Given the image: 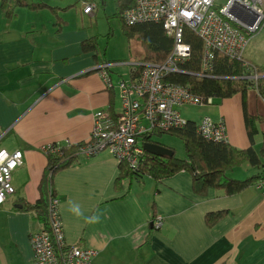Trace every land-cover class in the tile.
I'll return each instance as SVG.
<instances>
[{
  "label": "crops",
  "instance_id": "crops-1",
  "mask_svg": "<svg viewBox=\"0 0 264 264\" xmlns=\"http://www.w3.org/2000/svg\"><path fill=\"white\" fill-rule=\"evenodd\" d=\"M31 1L45 6L36 10L19 5L8 13L0 0V150L20 149L24 154V164L14 175L16 193L0 205V264H30L33 259L30 238L41 224L13 207L19 197L31 202L38 198L46 166L39 147L52 141H86L94 113L110 106L96 56L125 61L109 58L100 46L95 54L84 53L81 42L101 32L78 21L71 24L68 18L57 31L58 10L65 7L54 0ZM80 1L77 6L83 14L98 16L99 0H92L98 7L93 14L85 13ZM61 16L65 18V12ZM125 66L110 69L112 83L115 77L116 82L129 81L124 74L127 71L131 78L135 71ZM222 100L217 106L223 108L230 144L244 150L251 145L245 113L264 118V101L249 87L245 96L237 92ZM116 101L114 114H119L117 92ZM260 127L264 133V122ZM153 140L172 145L157 135ZM247 167L259 166L243 162L233 168L234 176L244 180L264 175L261 169L247 176ZM120 176V162L102 151L81 158L55 177L66 241L99 250L91 264H264V195L256 187L258 180L237 194L210 188L208 194L198 195L192 176L183 170L160 181L147 175L122 176L121 188ZM74 206H79V215L71 211ZM219 210L230 213L208 227L206 214ZM158 215L164 217L160 227L154 224Z\"/></svg>",
  "mask_w": 264,
  "mask_h": 264
},
{
  "label": "built area",
  "instance_id": "built-area-1",
  "mask_svg": "<svg viewBox=\"0 0 264 264\" xmlns=\"http://www.w3.org/2000/svg\"><path fill=\"white\" fill-rule=\"evenodd\" d=\"M162 2H169V0H136L135 6L126 9L124 16L129 25L147 21L161 23L167 34L174 36L175 43L169 55L170 64L153 65L160 68H150L140 76H138V69L142 72L143 67L137 64L129 65L135 71L134 74L126 83L120 80L116 85L120 88L121 112L114 116L107 107L94 113L90 136L80 147L82 158L89 159L102 151H108L120 163L125 162L130 169L137 170L144 157V149L138 147L134 138L126 139L128 135L137 133L149 135L152 132L185 128L190 119L183 116L181 111L183 104L217 106L214 103V96L202 99L183 85L173 87L163 84L164 69L168 73L183 71L180 65L189 59L191 46L180 38L184 36L185 26L193 27L203 41V59L208 69L212 67L217 52L226 53L231 57L242 55L247 41L242 30L253 33L264 26V0H228L222 8L217 5L216 0H182L181 13L172 5L157 7ZM82 4L87 14H93L98 8L94 1H82ZM200 5L207 9L208 13L195 19L194 7ZM252 11L255 15L250 18L248 13ZM258 15H261V19L255 22L254 17ZM184 17L191 19L192 25L187 24L188 21L182 19ZM124 64L127 63L104 61L98 64L99 73L106 87L115 88L110 80V69ZM246 65L248 66L247 63ZM248 71L246 78L253 84H249V87L264 101V84L260 82L264 79V75L259 74L252 67H249ZM164 88H169L175 94H167ZM133 101H138L139 104L132 105ZM142 114L145 123L138 125ZM198 123L196 130L202 137L229 144V133L224 117L214 119L207 115ZM140 141L141 139L139 143ZM23 164L22 150L16 149L12 152L0 150V205L15 193L14 175ZM256 187L264 195V175L257 181ZM59 205L58 196L52 197L48 205L49 220L57 243L55 246H58L59 250L56 251L49 233L44 231L34 233L30 238L33 250V259L30 264H91L99 254V250L67 243ZM163 220L164 217L158 215L154 219L155 226L160 227Z\"/></svg>",
  "mask_w": 264,
  "mask_h": 264
},
{
  "label": "trees",
  "instance_id": "trees-1",
  "mask_svg": "<svg viewBox=\"0 0 264 264\" xmlns=\"http://www.w3.org/2000/svg\"><path fill=\"white\" fill-rule=\"evenodd\" d=\"M115 3L114 15L119 20L122 29L124 28L126 35L135 36L139 34L146 47L151 50V52L158 55L153 56L155 59H147L152 62H163L168 57L175 43V40L166 34L163 25L150 21L129 25L125 20V10L134 7L136 0H115ZM2 4V6L8 10V13H10L9 10L11 8L15 9L19 5L30 6L36 10H40L45 6V3L42 1L33 2L31 0H3ZM105 4V0H100L98 3L102 9H104ZM73 5H78V3ZM53 9L57 14L55 7ZM58 16L59 19H56L55 23L60 26L57 31H61L62 27L60 22H64L65 18L59 14ZM111 29L112 26L110 25L107 36H111ZM259 30L253 33L247 32L246 30H242V32H244L246 39L249 40L256 35ZM99 36L100 34H96L83 40L81 42L82 51L84 53H97L99 51ZM184 37V40L192 47V57L184 64L180 65L183 72L172 73L169 80L187 87L193 94L202 99H207L208 96H214L215 99H223L237 92H242L245 96L249 84L252 83L248 80L245 82L238 81V79L243 75L245 69H247L246 74L249 73V67L255 68L259 74L264 75V67H260L246 59L245 48L242 55L239 57H231L226 53L217 52L212 67L204 71L202 65L203 42L201 38L187 26H185L184 29ZM96 58L98 64L104 62V59H98L97 56ZM200 73H204V75L200 76ZM260 82L264 84V79L260 80ZM107 89H109L110 93V106H108V110L112 115H115L114 113L116 111L114 110V106L116 104V90H114V87ZM256 121L263 123L264 118L258 115L251 116L247 112L245 113V128L251 137V145L244 150L235 149L230 143L224 144L205 139L196 130L199 123L191 120H189L188 125L183 129L152 132L149 136H145V141L154 142L153 136L165 133H175L181 136L185 142L184 157L178 158L175 153L172 156L162 157L147 153L146 158L143 157L142 159L141 168L139 166L137 170H132L125 162H121V175L123 177H127L130 174L138 176L147 175L160 181L170 178L183 170L187 171L192 176V187L194 192L198 195L208 194L210 188L223 189L229 195L237 194L257 181L261 173L241 180L230 178L225 175L224 173H226L225 171L228 170V168L231 169L235 166H241L243 162L247 161L253 166L261 167L264 171V147L262 149V154H260L253 146V136L258 130ZM158 142L173 150L171 148L172 146L165 145L160 141ZM83 144V141L70 142L68 140H61L41 145L39 149L46 158V166L38 184V198L33 202L28 201L24 197H19L14 201V210L30 213L33 219L40 222L41 231L51 235L56 251L59 250V247L55 246L57 243L49 220L48 211L49 201L52 197L58 196L55 187V177L59 172L80 162L82 158V156H80V147ZM239 159H241V161L236 162V160ZM122 176L118 179L119 188H121L122 185L120 182ZM15 193H13V195ZM229 213L230 210L209 212L205 216V223L208 227H213Z\"/></svg>",
  "mask_w": 264,
  "mask_h": 264
},
{
  "label": "rangeland",
  "instance_id": "rangeland-1",
  "mask_svg": "<svg viewBox=\"0 0 264 264\" xmlns=\"http://www.w3.org/2000/svg\"><path fill=\"white\" fill-rule=\"evenodd\" d=\"M105 1H106V4L104 5V9L100 8V10L98 12V16L96 15V17H93V18H90L88 15L83 14L77 5H73L75 3H79V0H62V1H60V0L55 1L54 0L52 2L54 4H59L56 6H60V7L64 6L65 7V11H64V9L58 10L59 15L61 16L62 13L65 12V19L68 18L70 20L71 24H73L74 21H78L81 24V26L91 28V30L95 33L101 32V35L99 36L100 52L103 53L104 49L106 48L109 58L123 59L125 61H128L127 64H124V65H126L124 67L126 70H128L129 65L137 64L139 67L140 66L143 67L142 72H140V70L138 72V76H140V75L145 74L147 72V70L150 68H160V67H155L153 65H165L166 63L170 64L171 60L169 58V55H170L172 50L169 52L168 57L163 62H152L151 60H149V59H155V58H153V56H158V55L151 52V50H149L146 47V45L143 43V40L139 34L135 35V36L126 35V33L124 32V28L122 29L119 20L114 15L115 7H116L115 0H105ZM181 1L182 0H169V2H162L161 4H158L157 7L159 5H172V6L176 7V9L179 13H181L183 10L182 9L183 5L181 4ZM227 1L228 0H216V3L218 6H222V5H225ZM80 2L82 3V1H80ZM190 5H191V3H190ZM50 11H52V10L50 9ZM207 13H208L207 9H205L202 5H200L198 7H196V6L194 7L195 19H198L201 16L206 15ZM182 19H184L185 21H188L187 24L192 25V21L188 17H184ZM109 25L112 26L111 36H107V34L109 32ZM187 27L192 29L194 32H196V30L193 27H191V26H187ZM251 28H253V26ZM179 36H180V34H179ZM169 37L174 39L173 35H169ZM180 38L184 40L185 37L182 35V37L180 36ZM184 43L189 44L185 40H184ZM245 49H246L245 50L246 59L252 61L256 65H259L260 67L261 66L264 67V27L261 30H259L256 35H254L253 37H251L249 40L246 41ZM191 57H192V47H191L189 59ZM203 57H204V54H203ZM203 57H202L203 70L207 71L209 69L206 67ZM147 58H149V59H147ZM189 59H187L186 61H188ZM112 68H114V67H112ZM161 68L164 69L163 66H161ZM164 71L165 72L163 74V84L165 86L170 85V86L174 87L176 85H180L174 81L172 82L171 80H169V77L174 72L168 73L166 69H164ZM246 71H247V69H245V71L243 72V75L239 77L238 81L245 82L246 80H248V78H246ZM181 72H183V71H178L175 73H181ZM115 75H117V74H115ZM200 76H202V73H200ZM124 78L126 80H129V76H128L127 71L124 74ZM115 79L118 80L116 77L114 79H112L114 84H116L118 82V81L116 82ZM164 91L167 94H175V93H172V91L169 88H164ZM116 92H117V94H120V88L116 87ZM117 101H118V97H117ZM221 101H223V100L221 98H218L217 100H215L214 103L220 104ZM131 104L136 105V104H139V102L133 101ZM242 109H243V107H242ZM119 111H120V109H119ZM181 111H182L183 116L185 118H190L191 121L198 123L204 116H206V114H209L214 119H219L222 115L223 108H221L220 106H200V105H195V104H183L181 106ZM144 123H145L144 115L142 114L140 117V120L138 121L137 124L143 125ZM260 124H261L260 122L256 121V125H257L258 130L253 136V142H254L253 146H254L255 150H257L258 152H260V154H262V149L264 147V141H263V131L261 130ZM103 130H104V128H103ZM246 135L249 139V142H251V137L249 136L247 130H246ZM145 136H147V134L141 135L140 133H137L134 135H128L126 137V139H128V140H130L131 138H134L136 140V144L138 145V147H140V148L142 147L144 149V154H143L144 158H146L147 153L151 154L144 146L145 143L150 142V141L144 140ZM158 137H163L164 140L166 139L172 144L171 146L174 148V150L176 152V156L178 158L184 157V155H185V142L181 136H179L175 133H173V134L165 133L162 135H158ZM140 139H143L142 144L139 143ZM173 154H174V151H173ZM240 161H241V159L236 160V162H240ZM258 171L259 172L261 171V167H247L244 169V172H247V176H249L253 173H256ZM233 173L237 175V173L233 171V168H231V169L228 168V170H227L228 177L237 178V179L244 178V177L234 176ZM40 231L41 230H39L38 232H40ZM258 236H261L260 231H258Z\"/></svg>",
  "mask_w": 264,
  "mask_h": 264
},
{
  "label": "water",
  "instance_id": "water-1",
  "mask_svg": "<svg viewBox=\"0 0 264 264\" xmlns=\"http://www.w3.org/2000/svg\"><path fill=\"white\" fill-rule=\"evenodd\" d=\"M144 146L151 154L155 156L162 157V156H172L173 155V151L170 148L158 142L145 143Z\"/></svg>",
  "mask_w": 264,
  "mask_h": 264
},
{
  "label": "clouds",
  "instance_id": "clouds-1",
  "mask_svg": "<svg viewBox=\"0 0 264 264\" xmlns=\"http://www.w3.org/2000/svg\"><path fill=\"white\" fill-rule=\"evenodd\" d=\"M227 3V2H226ZM226 5V4H225ZM225 5H222V6H219L220 8H222V7H224ZM264 27V26H263ZM263 27H261L260 28V30L263 28ZM259 30V29H258ZM165 32H166V30H165ZM166 34H167V32H166ZM168 35V34H167ZM169 36V35H168ZM203 42V41H202ZM118 62H125V61H118ZM216 100V99H215ZM217 104V103H216ZM264 134V133H263ZM263 141H264V139H263ZM142 142H143V140L141 139V141H140V143L142 144ZM230 143V142H229ZM263 176V175H262ZM262 176H260L259 177V179L262 177ZM258 179V180H259ZM71 211H73V212H75L77 215H79L80 214V210H79V206H74L72 209H71Z\"/></svg>",
  "mask_w": 264,
  "mask_h": 264
},
{
  "label": "bare ground",
  "instance_id": "bare-ground-1",
  "mask_svg": "<svg viewBox=\"0 0 264 264\" xmlns=\"http://www.w3.org/2000/svg\"><path fill=\"white\" fill-rule=\"evenodd\" d=\"M254 15H255L254 11L248 13V17H250V18L253 17ZM260 19H261V15L254 17L255 22H258Z\"/></svg>",
  "mask_w": 264,
  "mask_h": 264
},
{
  "label": "flooded vegetation",
  "instance_id": "flooded-vegetation-1",
  "mask_svg": "<svg viewBox=\"0 0 264 264\" xmlns=\"http://www.w3.org/2000/svg\"><path fill=\"white\" fill-rule=\"evenodd\" d=\"M104 61H106V60H104Z\"/></svg>",
  "mask_w": 264,
  "mask_h": 264
}]
</instances>
